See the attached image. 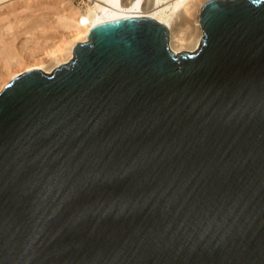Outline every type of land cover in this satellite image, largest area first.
I'll use <instances>...</instances> for the list:
<instances>
[{
    "label": "water",
    "instance_id": "95a60500",
    "mask_svg": "<svg viewBox=\"0 0 264 264\" xmlns=\"http://www.w3.org/2000/svg\"><path fill=\"white\" fill-rule=\"evenodd\" d=\"M174 54L95 28L0 93V264H264V0H211Z\"/></svg>",
    "mask_w": 264,
    "mask_h": 264
},
{
    "label": "bare ground",
    "instance_id": "6f19581e",
    "mask_svg": "<svg viewBox=\"0 0 264 264\" xmlns=\"http://www.w3.org/2000/svg\"><path fill=\"white\" fill-rule=\"evenodd\" d=\"M9 1L10 0H0V5L4 6V4ZM62 1L64 2V0ZM174 1L175 3L172 6H166L167 4L166 2V5L164 4V0H98L95 7L87 11L71 8V13L61 17L58 23L59 27L68 30L63 44L60 43L52 50L47 51L44 58L36 59L34 56H31L27 60L24 56V46L26 47L28 43L26 42L27 44H23V47L19 49V39L24 36L26 32L32 36L37 35V38H35L33 42L35 47L40 45L42 48L44 47V45H42L44 42L39 39L44 38V35L48 33L46 32L47 29L53 27L47 23L48 21L41 18L32 20L24 25V18L12 14L14 7L7 6L4 8L6 10L0 14L3 15L8 10V16L0 19V68L2 69L0 80L2 78H7L11 81L20 74L36 69H40L39 71H41L45 66L50 68L49 72H45L50 73L55 71L60 65L69 64V62L74 59V46L88 42V36L95 28L125 17L149 18L156 23L164 25L168 30V40L170 41V43L168 41V48L174 54H179L186 45H192L193 42L195 47L199 44L201 45V41L204 37H201L203 32L200 23H198V21H200L199 14L201 12L200 9L208 1H202L203 3H201L200 0ZM187 1H189V5ZM163 4L166 7H163ZM66 5H70V2ZM182 6L184 7L183 16L185 17L188 16L192 10L196 9L198 12V15L196 14L197 19L194 26L195 31L193 32L195 34V39H192L190 43H186L184 39L179 36L180 32L177 30L179 32L178 34L175 30L177 28L176 25L174 27V15ZM194 52L195 51L187 53ZM4 85L5 83L0 84V93L3 91Z\"/></svg>",
    "mask_w": 264,
    "mask_h": 264
},
{
    "label": "rangeland",
    "instance_id": "374dc122",
    "mask_svg": "<svg viewBox=\"0 0 264 264\" xmlns=\"http://www.w3.org/2000/svg\"><path fill=\"white\" fill-rule=\"evenodd\" d=\"M202 1L206 2L209 0H200L201 3H203ZM68 2H70V5H66ZM165 2L167 5L165 4ZM97 3L98 0H66V1L64 0V2L62 0H10L8 3H5L4 6L0 5V14L6 10L4 8H6L7 6H13L14 11H12V14L24 18V22H25L24 25L38 18L45 19L46 21H48L47 23L50 24L53 28L50 27L49 29H47L46 32L48 33L44 35L45 37L43 36L44 38H40L39 35L40 38L39 40L44 42V43L42 42L43 43L42 45H44V47L41 48L40 45L35 47L33 41L35 40V38H37V35L32 36L31 34H27V32L26 33L24 32L25 33L24 36H22L18 41L20 42L18 44L19 49L23 47V44L26 45L28 43L26 47L24 46V56L26 57V60L31 56H34L36 59H39V58H44L46 52L55 48L56 45L58 46L60 43L63 44V40L65 38V35L67 36L68 30L58 26L61 17L70 14L71 8L87 11L89 9H93ZM174 3H175L174 0H164V4L166 6H172ZM187 3L189 5V1H187ZM164 4L163 7H166L164 6ZM7 11L5 14L0 15V19L2 17L8 16ZM197 13L198 12L195 9L192 10V12L185 17L183 16L184 7L182 6V8H180L174 15L175 16L174 27L175 25L177 27L175 30L176 31L178 30L180 32L179 34V32L177 31L179 36L182 37L186 43H190L192 39H195V34L193 32L195 31L194 26L198 15ZM201 37H204V33ZM169 39H170V34H169ZM193 43L192 45L189 44L186 45L185 48L180 53L198 51L201 45L198 43L199 45L195 47ZM1 70L2 69L0 68V75L2 74ZM36 70H40V69H36ZM41 71L46 73L45 71L49 72L50 68L45 66ZM53 72L46 74L51 75ZM11 81L7 78H2L0 80V84L5 83L4 86L6 87V85Z\"/></svg>",
    "mask_w": 264,
    "mask_h": 264
}]
</instances>
